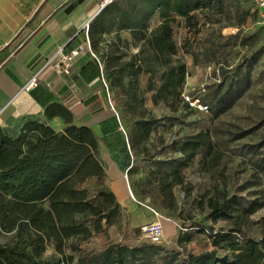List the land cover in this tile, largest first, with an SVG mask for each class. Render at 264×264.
I'll return each mask as SVG.
<instances>
[{"label":"rangeland","instance_id":"374dc122","mask_svg":"<svg viewBox=\"0 0 264 264\" xmlns=\"http://www.w3.org/2000/svg\"><path fill=\"white\" fill-rule=\"evenodd\" d=\"M206 1L208 8L194 13L193 30L184 28L182 19L171 27L178 48L173 59L186 67L183 91L207 84L204 99L210 111H189L175 98L169 106L152 102L148 75H139L137 85H128L121 70L110 81L104 78L107 87L101 83L100 100L114 122L104 120L102 128L94 129L95 157L103 174L78 187L88 191L93 204L100 190L111 191L119 214L110 225L102 221V233L72 240L74 249L68 246L66 257L75 261L112 242L127 247L142 243L148 254L139 264H182L185 253L212 249L203 227L264 237V22L253 0ZM216 69L221 85L211 81L209 73ZM152 78L157 86V74ZM198 134L205 145L178 169L179 144ZM254 199L259 207L245 214ZM136 202L143 205L141 210H130ZM211 203L224 205L226 212L213 214ZM152 223L161 225L159 243L145 242L141 236V228ZM182 234L190 241L178 245L176 238ZM13 238V233L0 231V245L12 244ZM224 255L230 259L229 252L217 250L219 258ZM42 259L68 264L51 243Z\"/></svg>","mask_w":264,"mask_h":264},{"label":"trees","instance_id":"16d2710c","mask_svg":"<svg viewBox=\"0 0 264 264\" xmlns=\"http://www.w3.org/2000/svg\"><path fill=\"white\" fill-rule=\"evenodd\" d=\"M208 4L206 0H113L103 7L105 25L115 26L117 32H129L130 43L125 50L137 49L134 54L128 55L127 51L117 57L128 85H137L139 75H148L146 89L153 91L152 102L160 100L169 106L170 99L175 98L185 109L195 111L181 98L186 67L173 59L178 48L171 25L182 19L184 28L193 30L197 26L194 13L208 8ZM154 15L158 23L149 27ZM127 55L128 60L122 61ZM155 74L157 86L152 78ZM218 74L220 82L216 85H221L220 70ZM65 110L53 104L44 114L46 118L65 117ZM88 111L97 116L101 109ZM204 145L205 139L199 134L182 141L178 146V169L186 167ZM96 150V136L86 124H69L58 133L46 124L28 121L14 138L0 130V231L14 234L12 244L0 245V264H52L42 259L48 243L68 264H139L148 254L142 243L127 247L112 242L99 252L79 255L75 261L64 255L68 246L74 249L72 240L102 233V221L110 225L119 214V204L111 191L100 190L99 201L93 204L88 191L78 187L86 179H99L103 174ZM257 207L259 203L254 199L244 212L250 214ZM210 209L213 214L226 212L222 204L211 203ZM200 229L207 233L212 249L190 254L183 247L182 264H264V237H245L223 228ZM189 241L187 234L176 238L178 245ZM217 250L229 252L230 259L226 255L219 258Z\"/></svg>","mask_w":264,"mask_h":264},{"label":"crops","instance_id":"0c3cea01","mask_svg":"<svg viewBox=\"0 0 264 264\" xmlns=\"http://www.w3.org/2000/svg\"><path fill=\"white\" fill-rule=\"evenodd\" d=\"M107 1L0 0V130L5 135L14 138L28 121L61 133L69 124L94 131L113 120L100 100L101 83L107 87L105 79L121 70L117 57L126 55L130 34L104 24L101 10ZM157 23L154 15L149 27ZM129 49L130 55L137 52ZM53 104L66 109L65 117L46 118L44 110ZM92 108L101 112L91 116ZM136 206L143 207L136 202L130 210Z\"/></svg>","mask_w":264,"mask_h":264},{"label":"built area","instance_id":"2783aa9c","mask_svg":"<svg viewBox=\"0 0 264 264\" xmlns=\"http://www.w3.org/2000/svg\"><path fill=\"white\" fill-rule=\"evenodd\" d=\"M113 0H108L103 5L106 6L110 4ZM255 8L259 13L260 19L264 22V0H253ZM82 46H79L78 49L82 50ZM208 70H211L208 67ZM67 69L64 70V73H67ZM213 77L211 81L214 84H218L220 82V76L218 74V69L215 71L212 70L211 73ZM34 83V79L31 80L29 86H32ZM207 91V84L200 85L197 89L192 90L190 93H185L184 91L181 94V98L183 103L186 104L190 109L198 111L200 113H207L209 107L206 102L203 100V96ZM141 236L144 238V241L152 242V243H159L161 239V225L159 223H152L150 225L143 226L140 230ZM137 246V245H135Z\"/></svg>","mask_w":264,"mask_h":264}]
</instances>
